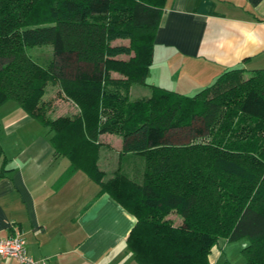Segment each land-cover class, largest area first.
<instances>
[{
    "label": "trees",
    "instance_id": "16d2710c",
    "mask_svg": "<svg viewBox=\"0 0 264 264\" xmlns=\"http://www.w3.org/2000/svg\"><path fill=\"white\" fill-rule=\"evenodd\" d=\"M166 1L0 0V108L14 101L50 129L68 175L84 171L135 217L127 246L137 264H212L221 240L245 238L247 263L264 264V71H229L194 97L153 86L149 98L129 97L146 85ZM48 45L45 63L27 54ZM49 85L80 113L52 118ZM103 134L145 158L141 180L105 179Z\"/></svg>",
    "mask_w": 264,
    "mask_h": 264
},
{
    "label": "crops",
    "instance_id": "0c3cea01",
    "mask_svg": "<svg viewBox=\"0 0 264 264\" xmlns=\"http://www.w3.org/2000/svg\"><path fill=\"white\" fill-rule=\"evenodd\" d=\"M235 69L264 71V0H167L146 88L194 97ZM58 97L57 117L77 112ZM52 137L16 102L0 108V238L21 235L39 264H137L127 246L135 217L99 195L84 171L68 175L71 161L56 153ZM98 142L106 180L110 169L143 158L123 155L118 135ZM0 264L18 262L0 257Z\"/></svg>",
    "mask_w": 264,
    "mask_h": 264
},
{
    "label": "rangeland",
    "instance_id": "374dc122",
    "mask_svg": "<svg viewBox=\"0 0 264 264\" xmlns=\"http://www.w3.org/2000/svg\"><path fill=\"white\" fill-rule=\"evenodd\" d=\"M115 44H125L128 45L129 41H117L115 42ZM27 54L29 56H31L34 60H36L37 62L40 63H45L46 61L50 60L53 56V47L51 45L48 46H41V47H32V48H28L27 49ZM120 59L123 60H128V57H122ZM111 77L116 80V79H124V76L120 73H116L113 72L111 73ZM249 76H246V78ZM133 86V90H132V94L131 89L129 91V97L131 99V101H136V100H141V99H146L149 98L151 96V89L149 90V88H146V86H144V84L141 83H134L132 84ZM59 87L58 86H53V85H49L47 92L45 94V99L48 101H53V108L58 106L56 105V103L59 100ZM65 98V96H64ZM67 99V98H65ZM69 100V99H67ZM71 103H73L76 108H77V112L72 113L70 115H66V117H75L80 113V109L79 107L72 101L69 100ZM56 105V106H55ZM71 112V111H69ZM58 113L57 109H54L53 111L50 112V116L54 119L58 118ZM113 135H117V134H113ZM120 136V135H118ZM121 137V136H120ZM138 161V163H137ZM136 162H134L133 166L131 165V167H125L124 171L118 170L116 171V169L112 168L110 169V178L113 177L115 175V173L117 172H124L126 174V176L131 179V180H141L142 177V172H143V167H144V163H145V158H141L140 160H137ZM168 219H170L173 224L175 226L180 225V223L182 222L181 217H179L176 213H171L168 217ZM249 245V240L247 238L242 239L240 241L237 242H225L224 240H221L216 246H214V248L212 249V253L210 255V259L212 264H248L245 256L243 254V250L246 246ZM221 255L222 258L220 259V261H218L217 263H214V258L216 256Z\"/></svg>",
    "mask_w": 264,
    "mask_h": 264
},
{
    "label": "built area",
    "instance_id": "2783aa9c",
    "mask_svg": "<svg viewBox=\"0 0 264 264\" xmlns=\"http://www.w3.org/2000/svg\"><path fill=\"white\" fill-rule=\"evenodd\" d=\"M0 257L13 259L18 264H39L27 252L26 242L21 235L0 238Z\"/></svg>",
    "mask_w": 264,
    "mask_h": 264
}]
</instances>
